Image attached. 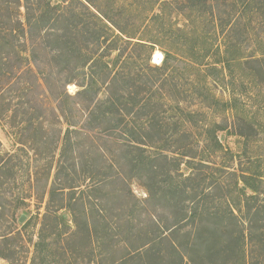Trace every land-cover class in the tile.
Listing matches in <instances>:
<instances>
[{"label":"rangeland","instance_id":"rangeland-1","mask_svg":"<svg viewBox=\"0 0 264 264\" xmlns=\"http://www.w3.org/2000/svg\"><path fill=\"white\" fill-rule=\"evenodd\" d=\"M204 1L207 2L195 7L198 3L195 4L192 0H31L30 10L27 11L23 7L26 0H0V152L3 155H18L14 160L6 156L4 160H0V167L4 165L5 168L0 179V264H86L84 258L88 257L83 252L72 255L68 250L69 242L66 239L71 234L70 228L65 227L63 222L57 227L50 218L45 219L44 216L50 197L52 204L59 206L60 197L69 196L67 194L70 191L64 185L69 182L68 177L72 176L74 169L79 173L75 176L80 187L76 195L84 199L85 208L89 210L93 209L90 207L91 201L98 202L89 198L92 188L97 186L93 180L101 178L98 173L105 174L101 170L106 172L113 165L114 178L120 179L116 180L117 189H124L126 183L132 192L131 202L126 209L127 212L130 210L128 214L126 212L127 218L133 224H142V231L148 232L155 230V227H151L153 223L163 227L170 226L172 230L177 220L174 208L167 202L160 201V189L165 188L166 191L167 188L178 185L191 187L198 182L207 189L211 183L209 175H215L224 182L218 189L214 187L212 190L211 198L216 199L235 191V183L238 177L241 178L242 170H256L252 164L263 168V87L254 85L250 77H244L243 81L237 82L235 93H232L226 87L229 78L223 75L219 78L218 73L212 72L205 79L199 73L203 69L197 65L192 68L182 60V55L194 47L196 50H212L208 59L212 61L216 59L215 50L221 47L223 51L224 41L231 36L229 31L234 22L231 18H237L233 14L235 8L232 4H225L223 0ZM46 4H66L63 6L65 10H59L57 14L62 13L67 20L58 23L54 31L50 25L41 31L37 29L33 33L34 43V39L30 37L32 33L24 28L26 18L29 16L37 19L44 13L52 16V12L46 11ZM85 6L95 13L104 14L110 21L104 18L101 23L91 19ZM222 22L226 24L225 28L220 26ZM67 24L74 30V35L68 34L74 36L72 48L77 51H68L74 60L72 65L77 63L75 61L79 56H88L86 60H89L85 70L87 75L84 80H80L89 91L88 95L83 94L79 98L82 108H93L112 93L119 98L138 94L133 102L147 103L146 116L169 118L167 122L170 124L172 141H160V136L149 138L146 133L151 134V131H146L143 135L137 125L142 120H136V126L132 124L133 132L128 128H120L113 131L114 136H110L109 130L117 125L116 121L107 120L105 125L97 129L86 127L85 133L73 141L81 142V147L76 152L77 155L72 152L79 158L69 160L72 168L68 169L67 160H52L50 144L59 133L55 131L65 132L67 128L64 120H59L62 108L66 107L63 105L65 91L75 96L82 90L79 83L63 87L68 73H62V70L71 59L65 63L59 62L56 53L59 46L54 42V37L48 36L52 32L59 35L65 33ZM116 27L129 34H136L137 39L117 41L115 38L120 36V32ZM23 29L27 32L26 35ZM239 31L244 35L242 28ZM93 32L104 33L106 39L102 43H93ZM192 36L195 38L192 39ZM239 40L242 41L243 54L246 56L258 57L264 52V30L256 23H252V28ZM154 42L158 45H152ZM165 50H169L174 58L166 75L167 79L168 75L171 78L162 87L161 84L156 85L154 88L160 90L151 92L150 101L146 102L144 99L150 92L143 84L151 77L157 78V72L151 71L148 66L149 55L153 65L161 66ZM157 53H161L163 58L155 60ZM106 63H109L110 74L103 66ZM114 79H117L115 84L112 83ZM214 96L220 100V106L223 103L230 104L227 111L223 107H214L217 103L213 101ZM33 114L34 120H41L46 126L43 138H38L37 142L40 139L42 142L48 141V144L44 146L41 142L27 145L37 151L33 153L31 149L28 154L27 150L20 151L19 148L22 146L20 142L27 143L31 140V135L27 133L29 128L26 130V121ZM84 116L87 119L88 112ZM79 119L78 115L74 122H79ZM184 120L187 121L186 125ZM213 123L225 128L217 133L222 150L217 149L213 135L210 137L207 134L210 127L208 125L212 126ZM246 124H253L258 134L251 135L249 139L241 137L240 134L246 132ZM115 136L119 138L114 139ZM141 136L147 146L139 147L146 150V157H159L160 149L166 146L174 149L168 152L166 160H147L146 169L139 173L131 164V160H135L140 154L135 147L138 145H134V149L126 153V150L122 151L121 139L142 140ZM73 137L76 138L75 135ZM177 152H188L189 156H179L176 155ZM36 153H39L37 157ZM152 165L161 177L156 179L151 171ZM225 169L233 172L232 176L224 175ZM200 170L204 174H199ZM190 175H193L191 180L185 181ZM199 175L206 177L207 181L201 182ZM156 180L162 182L160 186H157ZM108 192H114V189L109 187ZM213 194L220 197L214 198ZM230 198L237 203L243 199L238 192ZM219 202L225 205L223 199ZM135 205L139 211L132 214ZM208 205H211L209 200ZM81 211L82 208L79 207L66 217L72 230L73 216H80ZM14 216L16 220H13ZM180 224L183 226L184 222ZM40 235L46 243L37 247ZM8 236L11 237L4 239ZM145 239L146 237L140 236L138 240ZM178 239L181 243L185 241L184 236ZM72 250L77 249L73 246ZM74 259L80 261L76 262Z\"/></svg>","mask_w":264,"mask_h":264},{"label":"trees","instance_id":"trees-1","mask_svg":"<svg viewBox=\"0 0 264 264\" xmlns=\"http://www.w3.org/2000/svg\"><path fill=\"white\" fill-rule=\"evenodd\" d=\"M192 1L195 4L198 3L195 7H198L202 2H207L204 0ZM223 2L225 4H232L235 8L233 14L234 16L237 15L236 19L231 18V21H234L229 31L231 36L227 37V40L224 41L223 51H221V47L215 50L216 59L210 61L208 59L212 50H196L192 47L191 50L182 55V60L192 68L197 65L203 69L202 71L199 70V73L203 74L205 79L209 78L212 72L218 73L219 78L222 75L229 78V84L227 85L226 82V87L227 90L232 93H235L237 82L243 81L244 77H250L254 85L258 87L261 85L264 89V52L258 57L256 55H251V57L246 56L243 54L242 41L239 40L241 37H245V32L252 28V23H256V25H259L260 28L264 30V0H223ZM30 5L31 0H26V5L23 7L29 11ZM46 5V11L52 12V16H48L47 13H44L41 17H37V19L30 18L29 16L26 18V25L24 28L25 30L28 28L27 31L32 33H30V37L32 40L34 39V43L35 34L33 33L37 29L41 31L47 25H50L52 31H54L58 23L67 20L63 17L62 13L59 15L57 14L59 10L64 9L63 6L66 4ZM85 8H87L91 19L101 21V23L102 21L104 22V18L110 21L104 14L95 13L87 6H85ZM220 26L225 28L226 24L222 22ZM240 28L244 31V35L240 33ZM116 29L120 32L121 36H116L117 38L115 39L117 41L127 38L129 40L137 39L136 34H129L119 30L117 27ZM25 30L23 29L24 35L27 34ZM64 31L65 33L60 35L55 32L48 34V36L54 37V42L59 46L56 53L58 54L57 59L61 63H65V61L71 59L68 51L71 50L77 53V51L72 48L75 43L74 36L68 34H73L74 30L70 29L67 24ZM92 36L93 43H102V40L106 39L105 34L101 32L100 34L93 32ZM194 38L195 37L192 36V39ZM140 41L145 42V40ZM152 45L158 44L154 42ZM164 55L165 58L161 66L153 65L150 62L151 56L149 55L148 66L151 71L155 70L157 72V76H155L157 78L151 77L143 84L150 92L147 98L144 99L146 102L151 98V92H158L160 90V88H154L156 85L161 84L162 87L166 85L169 78H171L170 75H168L167 79L166 75L172 67L171 63L174 58L169 50H165ZM82 57L83 56H79V58L76 59L77 61L75 62L77 63L75 65H72L74 60L71 59L62 70V73H68L63 87H67L73 83H79L82 90L75 96L65 91L63 96L65 98V103H63V105H66V107L62 108V114L59 120H64V124L67 128L65 132L63 130L55 131L59 133L57 137H54V139L52 138L53 141L50 144L51 155H53L52 160H67L69 169L71 167L69 160L79 159L77 156L73 155L72 152L76 153L81 147V142L74 143L73 141L82 133H85L87 130L86 127L97 129L101 125H105L107 120H109V122L116 121L117 125V127L112 128L113 130H109L110 136H114L113 131L120 128H128L133 132L131 126H136V120H138V122L142 120L137 125L140 126L143 135L146 131H151L152 135L146 133L149 138L160 136V141H172L173 136L169 133L170 124L167 122L169 118H164V116H146L145 110L147 109V103L139 104V102H133L136 100L138 94H135L134 97L130 95L129 97L120 96L119 98L112 93L109 98L101 103H96L93 108H86L87 110H84L79 102V98L82 97L83 94L88 95L89 91L87 89L88 87H86L84 83H81L80 80H84L87 75L85 70L88 67L87 61L89 60H86L88 56H85V58ZM103 66L107 69L108 74H110L111 72L108 68L109 63ZM220 66L222 68H220ZM62 73L60 76H62ZM219 78L216 79L218 80ZM115 80L117 79L112 81L113 84L116 83ZM135 85H137V82ZM213 101L217 102L214 106L216 109L223 107L226 111L228 110L229 103H223V105L220 106L221 102L216 96L213 97ZM91 102L93 103L94 99ZM235 107L237 108V105ZM123 111L124 113H122ZM86 112H88L87 119L84 116ZM80 113L83 115H80ZM195 114L198 115V113ZM78 115L80 117L79 122H74ZM126 117L128 119H126ZM83 118L86 120L84 121ZM26 123V130L29 128L27 133L31 135V140L27 143L20 142L22 146L19 149L20 151L27 150L28 154L31 153L30 150L32 149V151H34L33 153H35L37 152L35 148H29L27 145L31 146L32 143L39 144L42 142L40 139L43 138V131L46 127L44 125L45 122L34 120L33 114ZM183 123L186 125L187 121L184 120ZM176 125H178V123ZM208 126L210 127H208L207 134L210 137L213 135L217 149L222 150V144L217 138V133L224 131L225 128L216 123H213L212 126L211 124ZM245 129L247 133L243 132L244 134H240V136L245 139H249L251 135L258 134V130L253 124H246ZM74 135L76 138L73 137ZM161 135H163V137H161ZM38 138L40 139L37 142ZM113 138L118 139L119 137L116 138L115 136ZM143 139V137L142 140L141 138L127 141L121 139L123 141V145L121 146L122 151L126 150V153H130L134 149L133 146L138 145L135 147H137L136 150H138L140 154L135 157V160H131V164L133 169L137 172L139 171V173L142 169H146L148 164L147 160H159L158 158L166 160L169 156L168 152L174 149L167 148V146L163 147V149H160L161 153L159 157L149 158L145 156L146 150L139 147L147 146L146 143L143 142ZM42 143H44L45 146L48 144V141ZM175 151L180 150L175 149ZM38 154L36 153L35 157H37ZM176 155H182L183 157L189 156L188 152H177ZM5 156L7 158L9 157L11 160L18 157L17 154L7 153L3 155L0 152V160H4ZM3 166L4 165L0 167V179L3 177L2 173L5 169ZM252 167H256V170H251L250 168H248V170H242L240 174L241 178H237L235 191L233 193H227L228 195L225 194L223 197H220L218 194L217 196L213 194L214 198L220 197L216 199L211 198L212 190L214 187L218 189L220 184L224 182L216 178L215 175H209L211 183L210 187L207 189L205 188L206 186H202V183L199 182L194 183L191 187L178 185L171 186L167 188L166 191L165 188L160 189L159 191H162L160 194V201L163 200L170 204L174 208L177 216L176 225L174 224L172 230L170 226L163 227L153 223L151 227H155V230H149L148 232L142 231L144 230V228H141L142 224H133V221L131 220V222L127 218L126 215L130 213V210L127 212L126 209H128L129 202H131L130 196H132V192L129 185L126 183H123L125 185L124 189H117L116 180L120 179L114 178L113 165L109 166L106 172L101 170L105 174L98 173L101 178L93 180L97 183V186L92 188V194L89 198L98 201H91L90 207L93 209L87 210L85 208L84 199L76 195V191L77 189L79 191L80 187L78 186L75 176H78L79 173L74 169V171L71 172L72 176L67 174V176H69V182L67 181L64 185V188L70 191L67 194L69 196H65L64 198L60 197L59 206L53 205V200H51L50 197L49 205L47 206L44 216L45 219L50 218L57 227L63 222L66 224L65 227L70 228L71 234L68 235L66 239L70 244H68V250L72 255L83 252L85 256L89 258H84L86 264H264V166L262 168V166L260 167L252 164ZM193 169L192 167V170ZM151 171L156 176V179L161 177L154 165L151 166ZM231 173L233 172H229L227 169L224 171V175L232 176ZM199 174H204V172L200 170ZM192 176H188L185 181H190V177ZM199 177H201L199 178L201 182L207 181L206 177H202V175H199ZM161 183V181L156 180L157 186H160ZM109 187H112L114 192H108ZM55 192L56 191H54V195ZM236 192L239 193L240 197H243L238 203L230 198ZM79 193L83 194V192ZM155 198L159 199V197ZM222 199L225 205L219 202V200ZM208 200L212 206H207ZM79 207L82 208L80 216L76 214L74 217L72 214V221L74 224V229L72 230V226L68 224L66 217L68 214L71 215V211L75 212V209L78 210ZM137 207L138 206L135 205L132 208V214H136L139 211ZM115 212L119 214H115ZM124 217L126 218L124 219ZM13 220H16L15 216ZM182 222H184L183 226L180 224ZM140 236H144L146 239L138 240ZM181 236L185 237V241L182 243L178 242V238ZM9 237L11 236L4 239ZM45 243L43 236L40 235V242H38L36 246L41 247ZM73 246L74 248L76 247L77 250H72ZM63 250L67 253L65 248H63ZM74 260L76 262L80 261L78 259Z\"/></svg>","mask_w":264,"mask_h":264},{"label":"bare ground","instance_id":"bare-ground-1","mask_svg":"<svg viewBox=\"0 0 264 264\" xmlns=\"http://www.w3.org/2000/svg\"><path fill=\"white\" fill-rule=\"evenodd\" d=\"M161 58H163V56H162L161 53H157V54L155 55V60H159V59H161Z\"/></svg>","mask_w":264,"mask_h":264}]
</instances>
